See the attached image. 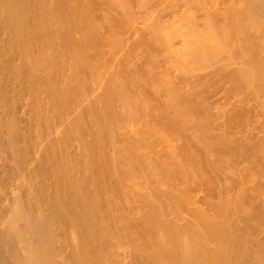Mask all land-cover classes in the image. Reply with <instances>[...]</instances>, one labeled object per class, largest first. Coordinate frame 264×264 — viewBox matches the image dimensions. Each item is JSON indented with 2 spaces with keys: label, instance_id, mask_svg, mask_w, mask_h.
Listing matches in <instances>:
<instances>
[{
  "label": "bare ground",
  "instance_id": "bare-ground-1",
  "mask_svg": "<svg viewBox=\"0 0 264 264\" xmlns=\"http://www.w3.org/2000/svg\"><path fill=\"white\" fill-rule=\"evenodd\" d=\"M133 1L0 0V29L10 36L0 48V73L10 80L0 81V107L9 102L3 88L12 91L27 78L23 90L34 98L44 94L57 121L79 109L52 143V153L37 164L25 196L0 205V264H111L127 219L110 203L137 164L150 167L139 153L150 144L143 136L114 147L113 155L105 151L126 114L148 115L146 95L161 92L165 97L157 96L153 108L160 109L166 127L156 124L148 131L171 145L181 137V143L167 153L169 191L154 187L143 199L144 261L264 264V0L170 4L150 25L155 41L172 55L180 37V64L165 65L174 76L164 78L161 92L157 85L144 89L156 74L143 79L136 69L127 77L110 73L97 98L88 100L103 74L99 66L107 64L98 49L104 39L99 31L105 28L108 45L118 46L116 29L122 27L121 19L98 18L97 12L104 6L129 12ZM163 18L171 20L166 24ZM35 70L46 73L38 77ZM13 125L11 120L7 126L11 135ZM10 138L12 144L18 140ZM28 151H16V166ZM2 172L0 203L6 198ZM65 243L70 250L59 259Z\"/></svg>",
  "mask_w": 264,
  "mask_h": 264
},
{
  "label": "rangeland",
  "instance_id": "rangeland-1",
  "mask_svg": "<svg viewBox=\"0 0 264 264\" xmlns=\"http://www.w3.org/2000/svg\"><path fill=\"white\" fill-rule=\"evenodd\" d=\"M139 1L140 0L137 2L136 0L133 1V5L135 4V6H130L131 9L129 12L126 11V9H121V7L114 6L105 8L104 6L103 8L105 9L102 8L101 11L97 12L98 14L96 13L98 18L114 17L119 19V21L121 19L122 21L120 22L122 25L119 27L122 26L123 28L121 27L116 29L117 33L115 36L120 41L118 46L108 45L111 38L106 33L105 28L99 31V34L101 32L100 35H102L104 39H101L102 43H99L103 47L100 48L101 45H98V49H103L104 54H100L101 56L103 55L107 64L105 67L100 65L102 66V69L99 66L98 69H100L103 74L99 80V85H96V89L90 94L88 100L94 101L97 98L100 93L101 86H103L110 73L114 72L120 77H127L131 71L136 69L142 72L141 74L143 79H148L151 73L156 74L157 79L146 84L144 89L157 85V89L161 92L160 90L162 86H160V83L164 81V78L168 77L171 72H173L172 69L165 70V65L173 66L174 64H178L180 62L181 57L175 53L176 50L181 48V44L179 43L180 37H177L178 39H174L172 45L174 46L175 43V46L172 48L176 50L173 53L174 55H172L168 52V48L165 49L164 45H158L159 42L157 41V43L155 41L156 38L153 37V32L150 30V25L153 23L154 17H158L162 11H165L166 7L169 10V5H175L179 0H144L145 3L142 1L141 4ZM128 13H130V15H128ZM157 13L160 14L157 15ZM126 19L128 20L125 21ZM164 20H168V18H163V21ZM170 20H168V22ZM153 24H155V22ZM9 39L10 36L7 31L3 28L0 29V48H4ZM101 50L100 52H103ZM8 56L9 53L6 52L1 56V59ZM176 58H180L179 62ZM18 61L19 59H15L14 65H18ZM35 71L34 73H36L38 77L44 76V73H46H43V70L42 72H39V70ZM67 72L68 71L65 73ZM176 73L174 74L176 75ZM4 74L3 71L0 73V77L4 78V80H1L0 78V81H4L3 84L7 81L9 83L10 80H6L9 79L8 76L6 77L7 74ZM171 76L174 75L171 74ZM18 82L17 85L14 83L16 87H10L12 91L4 90V88L2 90V95H5L6 98L9 99V102L7 103V106L0 107V136L2 137L0 140V146L2 147L0 149V171H3V169L5 171V175L3 172L1 175L4 177L2 185L4 186L6 194V198L2 203H0V205H5L14 198L21 197L26 194V190H29L30 188L28 185L29 178L32 176L36 178L34 171L37 164L52 153V143L63 136L65 126L79 110L78 109L69 116H65L63 122L57 121L53 115V110L50 108L49 99L44 94L35 95L36 97L34 98V96L25 92L23 87L30 85L27 78L20 79ZM35 93L39 94L36 91ZM161 94L162 95L158 93L155 97L157 98L159 95L165 97L162 92ZM151 95L152 94L149 93L148 96L146 95V97L149 98L148 106H152L148 115L145 116L144 113H138L137 111L135 115L133 110V112L130 111L127 113L122 120L121 128L114 134V144L110 143L105 151L106 153L113 155L114 147L123 146L127 143V141L137 143L143 136L147 137V139H145V143L149 142L150 144V148H146L145 146L139 148V153L145 161L149 163L150 167L147 169L144 164H137L133 168L134 177L132 179H125L118 184L119 196L113 198L110 203L112 207H116L118 211L122 212V216L127 219V222H124L125 227H127L125 229V233L119 240L118 244L113 248L111 254L113 261H111V264H146L144 261V254L140 249L147 236L142 234L141 231L139 232L142 215L148 211V207L144 205L143 199L145 196L152 193L154 187H157L158 191L162 190L165 193L169 191L168 184L165 181V161L167 153L171 150L172 145L174 146V149H176L175 147H178V143H181V137H179V139L178 137H175L178 140H172L175 142H172L173 144L171 145V140L168 141L167 138L154 136L148 131L149 126L156 124L159 125L160 129H164V127H166L165 121L160 119V109L153 108L155 103L154 99L156 98H154V96L151 97ZM1 101L2 96L0 95V102ZM86 102L87 101H85L83 105ZM129 114H134L135 116L131 115L132 117H127ZM9 119L10 121H14V125L12 127L14 131L13 135L9 134L10 129L7 127L10 125ZM47 124L49 127L46 128ZM14 135L16 138L18 137V140L15 139L14 144H12V139L10 137H13ZM10 146H13V148H10ZM79 146V144L78 146L73 145L74 153H78L76 154L77 157H75L76 160L80 156ZM24 147H29V151L23 154V161L19 166H16L12 160H17L16 151L18 149H23ZM81 166V164L77 165V169H80ZM51 178L52 177L49 178V181ZM167 200L168 199L165 196V199L160 200L159 202L163 203ZM134 223H138V225H134ZM133 225L135 227H133ZM3 227L4 224L0 222V233L2 232ZM130 232L137 233V239L131 240L128 238V234ZM129 235L131 236L132 234ZM75 241L76 239L73 240V242ZM65 246L66 243L63 245V253L61 250L59 259H62V257L64 258L65 254H67L70 250V246L64 248ZM20 247L21 245L18 244L17 248L20 249ZM65 264L68 263L65 262Z\"/></svg>",
  "mask_w": 264,
  "mask_h": 264
}]
</instances>
